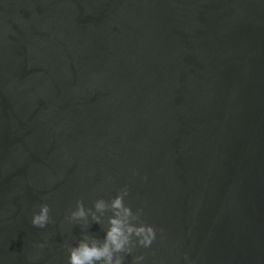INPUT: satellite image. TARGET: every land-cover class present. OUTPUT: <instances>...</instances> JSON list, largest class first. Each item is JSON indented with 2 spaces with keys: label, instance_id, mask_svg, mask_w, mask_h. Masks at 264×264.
Here are the masks:
<instances>
[{
  "label": "water",
  "instance_id": "95a60500",
  "mask_svg": "<svg viewBox=\"0 0 264 264\" xmlns=\"http://www.w3.org/2000/svg\"><path fill=\"white\" fill-rule=\"evenodd\" d=\"M125 185L145 264H264V0H0V264Z\"/></svg>",
  "mask_w": 264,
  "mask_h": 264
},
{
  "label": "clouds",
  "instance_id": "9594fccd",
  "mask_svg": "<svg viewBox=\"0 0 264 264\" xmlns=\"http://www.w3.org/2000/svg\"><path fill=\"white\" fill-rule=\"evenodd\" d=\"M128 195L125 185L109 199L100 197L92 200L90 207L81 200L75 201L64 222L78 225L81 234L74 245L66 246V264H125V258L129 256L132 257L131 264H145V256L134 253L137 249H149L156 240L157 230L142 219V206L133 210L125 202ZM49 213V205L40 204L38 211L31 215V226L44 229L52 222ZM92 224L102 226V237L89 234ZM37 247L43 248L44 244ZM185 261L189 264L187 257Z\"/></svg>",
  "mask_w": 264,
  "mask_h": 264
}]
</instances>
